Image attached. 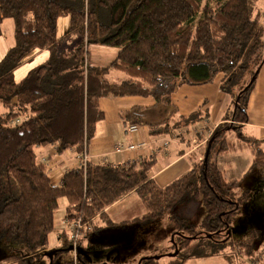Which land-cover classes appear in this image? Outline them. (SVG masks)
<instances>
[{"label": "trees", "instance_id": "1", "mask_svg": "<svg viewBox=\"0 0 264 264\" xmlns=\"http://www.w3.org/2000/svg\"><path fill=\"white\" fill-rule=\"evenodd\" d=\"M258 2L0 0V34L3 20L11 18L16 42L0 60V238L25 246L23 253L0 258V264H34L41 257L57 264L56 257L70 246L71 258L62 264H87L82 241L100 229L94 218L106 216L107 207L131 191L145 207L140 222L167 215L174 228L170 232L174 253L143 256L138 264H159L167 254L169 264L216 253L229 259L237 250L241 257H252L249 242L229 241L226 236L234 230L233 218L249 195L242 189L238 196L242 179L253 169L264 168V138L244 132L248 98L264 63V10ZM64 15L69 17L68 29L60 37L57 23ZM70 36L74 39L66 43ZM94 44L118 50L110 64L90 63L88 49ZM43 49L48 58L16 80L13 70ZM112 71L122 72L124 79L110 80ZM218 73L224 78L221 89L238 87L234 107L225 118L232 123L217 125L206 139L202 160L163 187L150 177L154 158L116 165L87 160L67 170L55 185L35 154L37 145L47 144H56L58 151L74 148L80 157L87 153L95 124L103 119L98 106L102 97L151 96L163 112L173 109L171 94L178 85L208 83ZM142 113L134 107L122 117L129 124L147 125L150 134L170 129L164 116L148 121ZM200 116L198 109L179 118L177 125ZM235 141L249 147L253 159L242 178L227 180L215 159L231 151ZM61 198L67 200L63 216L67 232L63 229L62 243L49 249ZM201 206L204 214L198 223L182 214ZM73 220L80 221L77 243L83 252L76 250L75 259L68 231ZM106 224L114 225L110 219Z\"/></svg>", "mask_w": 264, "mask_h": 264}, {"label": "crops", "instance_id": "2", "mask_svg": "<svg viewBox=\"0 0 264 264\" xmlns=\"http://www.w3.org/2000/svg\"><path fill=\"white\" fill-rule=\"evenodd\" d=\"M88 50L89 57L91 56L89 58L90 63L100 67L110 64L118 51L112 46L95 44L90 45ZM34 52L33 55H36L35 58L39 63H42L48 56L46 49ZM38 53L40 54L37 56ZM262 65L248 98L246 107L248 121L244 125L246 134L260 139L264 138V63ZM13 76H15L14 72ZM122 79L124 78L116 76L114 80L120 81ZM213 79V81L204 84H181L172 91L173 109L170 110V117L172 115L178 116V119L187 117L194 114L198 109L201 112V119H198L201 128L195 126L192 132L183 127H172L167 131L160 132V134H150L149 127L145 124H137L138 130L136 132L126 131L124 127L130 123L122 117L126 110L139 107L140 111L144 112L142 116L148 121H160L164 116V111L162 112L160 108L155 107L151 96L100 98L98 106L103 112V119L95 124V133L87 146L88 160L104 165H116L139 163L141 159L154 158L156 164L151 170L150 177L154 178L156 183L162 187L168 184L202 160L208 135L228 116V112L224 113L227 108L223 109L224 93L220 90L224 79L223 75L218 73ZM208 108L211 113L210 118L208 113L205 115L203 113ZM129 144L136 147L126 148ZM117 146L121 150H117ZM247 153L251 158L247 156ZM35 154H37L38 160L46 166L48 177L55 185H60L63 174L67 170L79 165L80 155L74 148L58 151L56 144L37 145ZM252 159L253 156H251L249 147L235 141L234 148L228 153L219 154L215 159V164L227 180L240 179L249 169ZM242 180L243 184L246 178ZM144 212L145 207L142 201L131 191L109 205L106 209V216L97 215L94 220L100 229L82 241V246L88 250L87 264H101L100 261L94 263L89 260V256L95 252L93 245L101 237L109 238V241L112 242L119 241L126 245L129 244L131 250L134 246V251L129 253L128 257L125 258L126 260H121L120 264L127 261L128 264H138L139 259L143 256L161 254L155 253V247L151 246L154 240L162 239L161 232L153 233L152 224L154 222H140L138 220ZM195 213H193V217ZM103 217L106 221L110 219L114 225H107ZM63 229L67 232L65 222L61 228L54 229L56 231L53 241L49 243V249L62 243L63 237L60 238V232ZM168 235L170 236V232L165 234L167 237ZM167 255L169 256L167 259L169 264L171 256ZM223 256V254H213L211 256L188 257L182 260L181 264H227L222 259ZM102 264L106 263L102 262Z\"/></svg>", "mask_w": 264, "mask_h": 264}, {"label": "rangeland", "instance_id": "3", "mask_svg": "<svg viewBox=\"0 0 264 264\" xmlns=\"http://www.w3.org/2000/svg\"><path fill=\"white\" fill-rule=\"evenodd\" d=\"M258 5L261 6V8L264 10V0H259ZM68 20L69 17L63 16L58 19L57 28H58V35L60 37L64 36L67 32V26H68ZM263 42H264V33L262 35ZM74 39L73 36H70L66 43H70ZM15 30H14V22L13 19L8 18L4 19L1 25V34H0V60L7 54L6 52L15 45ZM32 53L28 58L24 60V62H21L19 66H17L13 72L15 75L16 80L22 79L25 74L32 69L34 66L40 64L39 61L36 60V55ZM40 53L37 54V56ZM49 56V52L47 54ZM45 57V58H48ZM91 58V56L89 57ZM36 60V61H35ZM44 61V60H43ZM40 62H42L40 60ZM116 76L124 78L125 74H123L120 71H114L110 74L109 79L113 80ZM238 87L234 84H231L228 86L226 91L223 89H220L224 93L223 98V109L227 108V111L224 110V113L228 112L233 109L234 107V98L236 96V93L238 92ZM170 110L171 108H168L164 110L163 115L165 116V120H169V126L172 127H183L184 129L193 131L194 127L201 128L199 120L197 118H194L193 120H188L187 122H183L177 125L179 123L178 116L172 115L170 117ZM203 111L204 115L205 113H208V117L210 118V110L209 108ZM220 114L222 113L219 109ZM228 115V114H227ZM174 119V120H173ZM176 120V121H175ZM232 123L231 119H226V123ZM176 123V125H175ZM172 125V126H171ZM247 156L250 157L249 153H247ZM251 158V157H250ZM242 189H247L249 191L248 198L243 203L239 211L236 213L235 217L232 221V226L234 227V230L229 233L226 237H228L229 241L234 242H240V241H246L249 242L254 248L252 257H241L243 253H241V250H237V254H234L233 257H230L229 259L225 256H223L222 259H224L227 264H264V168L259 167L257 169H253V171L250 172V174L246 177V180H244V183L242 184V187L239 188L238 196L242 194ZM65 206H67V200L64 198H61V200L58 203V207L55 212V218L54 221L56 222L55 228H61L63 224V215L65 212ZM192 213V214H191ZM189 212L187 209L185 213L183 212V215H188L189 220L192 222H197L201 219V217L204 214V209L201 206L200 210L195 212ZM193 213H195L194 217L192 216ZM169 219L167 215H164V217L157 219L156 221H153V233L157 234L161 232V240H154L152 242L151 246H154L156 250L155 253H174V251L171 248V240L170 236L167 234V232H172V226L169 223ZM55 231L51 232V235L49 236V243L53 241V236L55 235ZM129 244L126 245L122 242L117 241H109V238H99L95 244L93 245L94 251L89 256V260L92 262H98L102 264V262H105L106 264H120L121 260H126L125 258L128 257L129 253L131 254L132 251H134V246L132 247V250L129 248ZM25 246L22 243L19 242H12L10 240H5L3 238H0V258L6 256V255H18L19 253L24 252ZM160 248V249H158ZM240 252V253H239ZM70 251L66 250L63 251L62 254L58 255L56 257V263L62 264L65 260H68L71 258ZM154 254V253H152ZM216 255H219V253H216ZM237 256V257H236ZM87 259V257H86ZM85 259V260H86ZM167 259H169L168 255L162 256L159 259V263L161 264H168ZM139 262V261H138ZM48 257H44L39 260L35 261L34 264H48ZM124 264H128V261Z\"/></svg>", "mask_w": 264, "mask_h": 264}, {"label": "built area", "instance_id": "4", "mask_svg": "<svg viewBox=\"0 0 264 264\" xmlns=\"http://www.w3.org/2000/svg\"><path fill=\"white\" fill-rule=\"evenodd\" d=\"M124 128H126V131H129V132H136L138 130V127L136 125H134V124H128V123L125 125ZM211 133L212 132H210V134ZM134 147H136V146L133 145V144H129V145H127L126 148H134ZM116 149L117 150H121V148L119 146H117ZM87 160H88V154L86 152H84L82 154V156L80 157V159H79V164H84L85 165V163H86ZM79 222L80 221H78V220H73L72 225L68 227V231H69V233L71 235V237H70V239H71L70 244L73 245L72 255H73L74 259L77 256L76 255V248L78 247L77 238H78V234H79V232L77 231V228L79 227Z\"/></svg>", "mask_w": 264, "mask_h": 264}, {"label": "water", "instance_id": "5", "mask_svg": "<svg viewBox=\"0 0 264 264\" xmlns=\"http://www.w3.org/2000/svg\"><path fill=\"white\" fill-rule=\"evenodd\" d=\"M207 153H208V148H207V151H206V154H205V157H204V159L206 160L207 158H206V156H207ZM70 249H72V247L70 246V247H68V248H66L65 250H70ZM76 250H77V252L78 253H83L82 252V250H81V248H80V246L79 247H77L76 248ZM54 252V250H52V251H49L48 253H47V256H49V257H51V255H52V253Z\"/></svg>", "mask_w": 264, "mask_h": 264}]
</instances>
